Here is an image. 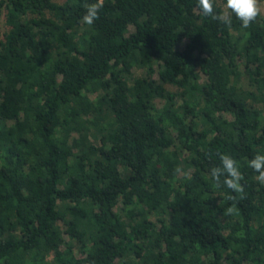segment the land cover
Masks as SVG:
<instances>
[{"label":"trees","instance_id":"trees-1","mask_svg":"<svg viewBox=\"0 0 264 264\" xmlns=\"http://www.w3.org/2000/svg\"><path fill=\"white\" fill-rule=\"evenodd\" d=\"M94 2L0 0V264H264V13Z\"/></svg>","mask_w":264,"mask_h":264},{"label":"clouds","instance_id":"clouds-1","mask_svg":"<svg viewBox=\"0 0 264 264\" xmlns=\"http://www.w3.org/2000/svg\"><path fill=\"white\" fill-rule=\"evenodd\" d=\"M103 7V0H96L94 3L86 5L85 14L82 16V22L91 26L95 20L99 19V10ZM225 11L221 14L214 12V0H198V10L204 17H211L214 20L223 22L227 26H231L232 15L241 22L243 28H248L256 21L262 13L264 7L261 0H225ZM221 165L213 167L210 172L211 179L215 182V187L221 186V177L223 176V185L235 193L240 194V198H244V186L241 181L244 179L240 171L239 163L226 153H217ZM248 166L258 173L256 179L264 184V154H256L248 161ZM227 199L235 200V196H228ZM234 206L229 207L227 212L231 214Z\"/></svg>","mask_w":264,"mask_h":264},{"label":"rangeland","instance_id":"rangeland-1","mask_svg":"<svg viewBox=\"0 0 264 264\" xmlns=\"http://www.w3.org/2000/svg\"><path fill=\"white\" fill-rule=\"evenodd\" d=\"M4 30L3 17H0V31Z\"/></svg>","mask_w":264,"mask_h":264}]
</instances>
